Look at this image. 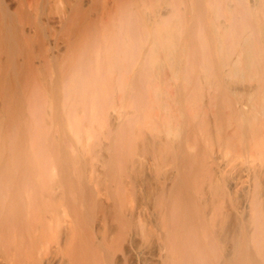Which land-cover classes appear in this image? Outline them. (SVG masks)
Returning a JSON list of instances; mask_svg holds the SVG:
<instances>
[{
    "label": "bare ground",
    "instance_id": "obj_1",
    "mask_svg": "<svg viewBox=\"0 0 264 264\" xmlns=\"http://www.w3.org/2000/svg\"><path fill=\"white\" fill-rule=\"evenodd\" d=\"M0 264H264V0H0Z\"/></svg>",
    "mask_w": 264,
    "mask_h": 264
}]
</instances>
